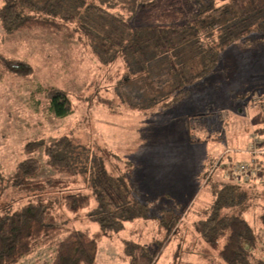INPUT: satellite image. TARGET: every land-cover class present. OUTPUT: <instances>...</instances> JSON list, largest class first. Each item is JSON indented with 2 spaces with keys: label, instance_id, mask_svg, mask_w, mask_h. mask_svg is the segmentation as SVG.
<instances>
[{
  "label": "rangeland",
  "instance_id": "obj_1",
  "mask_svg": "<svg viewBox=\"0 0 264 264\" xmlns=\"http://www.w3.org/2000/svg\"><path fill=\"white\" fill-rule=\"evenodd\" d=\"M100 1L122 11L119 0ZM213 1L215 7L228 2ZM188 2L157 0L153 10L140 16V22H182L191 13H183ZM227 9L222 14L225 20L230 14ZM220 21L218 16L211 22L204 19L203 30ZM67 26L59 33L47 28L5 33L0 24V171L5 177L13 174L17 163L27 156V143L49 144L63 136L72 145L66 154L74 164V174L58 173L46 164L43 148H36L28 154L40 162L34 180L51 177L59 183L35 194L4 186L0 212L15 210L29 200H42L63 219V197L76 189L89 192L86 181L91 162L97 158L112 175L133 174L135 198L146 203L151 214L144 224L137 222L142 239L149 246L153 239L167 238L155 264H220L216 251L194 232L193 222L212 202L214 187L219 190L220 181L234 179L228 162L249 160L242 149L253 138L260 141L258 146L263 144L264 30L254 31L220 52L212 72L190 87L186 99L159 108L169 98L154 104L150 99L161 97L167 86L155 88L153 83L152 90H144V75L128 77L119 51H110L101 39L88 41L73 33L74 23ZM96 45L104 52L103 59H112L102 61L94 51ZM1 57L14 65L24 62L31 73L15 74ZM50 89L64 91L69 114L58 117L51 112ZM254 107L257 109L252 110ZM259 122L261 125H255ZM262 180L260 176L245 178L241 183L253 188L241 189L249 193L243 216L259 237L256 257L264 258V177ZM172 216L177 221L168 233L164 224ZM134 225L99 238L97 264L128 263L125 245L135 238ZM53 256L54 246L38 240L17 264L49 263Z\"/></svg>",
  "mask_w": 264,
  "mask_h": 264
},
{
  "label": "trees",
  "instance_id": "obj_2",
  "mask_svg": "<svg viewBox=\"0 0 264 264\" xmlns=\"http://www.w3.org/2000/svg\"><path fill=\"white\" fill-rule=\"evenodd\" d=\"M119 1L120 12L115 11V5L110 9L100 0H0V24L5 33L36 28L59 33L67 30V24L74 23L73 33H79L88 41L101 39L110 51H119L128 77L136 73L144 75L140 76L145 81L144 90L151 89L153 83H156L155 88L167 86L161 97L150 99V104H154L159 99L169 98L163 100L159 108H168L186 99L190 87L212 72L220 52L234 42L244 41L252 32L264 30V0H228L216 7L213 0H190V5L183 10L184 14L191 12L188 18L179 23L161 24L140 22V16L153 10L157 0ZM226 8L230 11L227 20L222 16ZM217 16L220 25L203 30L204 19L211 22ZM73 33L68 32V35ZM93 48L102 61L112 59H103L104 52L98 51L97 45ZM195 60L197 63L193 64ZM1 61L17 75L31 73V67L24 62L16 61L14 65L2 57ZM195 66H198L196 72ZM47 97L49 109L56 116L64 117L71 112L64 91L50 89ZM261 115L264 119V114ZM261 126L264 128V124ZM260 133L264 136V130ZM262 143L263 147L264 140ZM39 147L43 148L50 168L58 173L74 174L73 161L66 154L72 147L67 137L49 144L27 143L24 147L27 156L17 163L13 174L5 177L0 171V196L7 185L35 194L59 183L51 177L34 180L40 162L28 154ZM90 171L86 181L89 192L76 189L63 197V219L42 200H29L15 210L0 212V264H17L33 251L38 240L53 245L54 256L49 263L35 264H97L99 238L135 223V238L128 241L131 245H125L127 264H155L167 238L159 242L153 239L149 246L142 239L137 222L144 224L151 219V214L149 206L135 198L133 174L125 171L112 175L97 158L92 160ZM241 182L243 180L237 181L235 177L220 181L222 188L214 187L213 200L199 212L193 230L216 251L220 264H264V258L256 257L258 234L243 216L249 193L241 188L249 191L253 186ZM236 209L239 212H235ZM176 221L175 216L165 224L163 221L168 233Z\"/></svg>",
  "mask_w": 264,
  "mask_h": 264
},
{
  "label": "built area",
  "instance_id": "obj_3",
  "mask_svg": "<svg viewBox=\"0 0 264 264\" xmlns=\"http://www.w3.org/2000/svg\"><path fill=\"white\" fill-rule=\"evenodd\" d=\"M259 143L260 141L255 137L247 147L242 149L243 153L249 155V160L228 162L230 163L228 168L235 178L243 180L251 179L252 176H260V180H262L264 177V147L258 146Z\"/></svg>",
  "mask_w": 264,
  "mask_h": 264
},
{
  "label": "crops",
  "instance_id": "obj_4",
  "mask_svg": "<svg viewBox=\"0 0 264 264\" xmlns=\"http://www.w3.org/2000/svg\"><path fill=\"white\" fill-rule=\"evenodd\" d=\"M256 107H257V106H256ZM256 109H257V108L254 107L252 110H256ZM257 124H260V125H261L260 122H259V123H256L255 125H257ZM246 142H247V141H246ZM247 143H248V142H247ZM247 143H246V144H247Z\"/></svg>",
  "mask_w": 264,
  "mask_h": 264
}]
</instances>
